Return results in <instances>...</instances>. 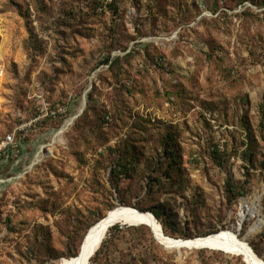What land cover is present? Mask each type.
Here are the masks:
<instances>
[{"label":"rangeland","instance_id":"obj_1","mask_svg":"<svg viewBox=\"0 0 264 264\" xmlns=\"http://www.w3.org/2000/svg\"><path fill=\"white\" fill-rule=\"evenodd\" d=\"M98 1L0 0V264H59L123 205L264 262V0ZM141 234L90 264H248Z\"/></svg>","mask_w":264,"mask_h":264},{"label":"bare ground","instance_id":"obj_2","mask_svg":"<svg viewBox=\"0 0 264 264\" xmlns=\"http://www.w3.org/2000/svg\"><path fill=\"white\" fill-rule=\"evenodd\" d=\"M256 206V208H254ZM243 210L241 212L240 218L244 221L247 218V215H251L253 217H258L259 220L257 225L254 227V230L262 227L264 225V220L260 218V210L259 206L257 208V204L249 207L246 203L242 206ZM125 221L133 222V221H141L146 224H149L155 229L157 237L162 242L164 246L169 250L180 251L182 249H215V250H226L235 253L236 255H241L245 258L248 264H264L251 250L250 245L246 244L247 242L240 239L238 236V232L233 229H225L221 230L216 234H212L206 238L196 241H187L186 240H195V239H181L182 241H175L180 239H174L166 236L161 233L157 222L152 219L151 216L147 215L146 212L134 211L131 207L127 206H119L114 210L108 212V214L97 222L93 227H91V231L88 234L86 241L83 245L82 250L80 249L79 254L76 257L63 259L59 264H90L92 257L96 254V252L101 247L107 232L109 230V226L113 223H123ZM242 224V223H241ZM240 224V226H241ZM208 237V238H207ZM82 247V246H81Z\"/></svg>","mask_w":264,"mask_h":264},{"label":"trees","instance_id":"obj_3","mask_svg":"<svg viewBox=\"0 0 264 264\" xmlns=\"http://www.w3.org/2000/svg\"><path fill=\"white\" fill-rule=\"evenodd\" d=\"M95 1H96V5L99 6L100 5V2L98 0H95ZM112 63H113V61L111 62V58L110 57H104L103 59H101L99 61V65H101V66L102 65L107 66V65L112 64ZM123 206H126V205H123ZM150 212L153 213V215L155 216V218L157 219V221L160 220V214H159V212L157 210L152 209V210H150ZM105 216L99 218L97 221L99 222ZM97 221L94 224H92L91 227H93L97 223ZM91 227H89L88 230H87V232L85 233V235H84V237H83V239L81 241V244H80V249H81V246L83 244V241H84L87 233L91 229ZM146 231H147V234L149 235V239L151 240V242L154 243L157 247H159V249H161V247L157 244V239L155 238V236H154V234H153V232H152V230H151V228L149 226H147V225L127 226V225L117 224V225L111 227L108 230L107 235H106V239H104L101 247L96 252L95 256L91 259V263H95V262H97V260H99L97 258L99 256H101V254L104 251V249L107 248L108 245H109V243L110 242H113V240L116 239V242L117 241H122L123 236H125V235H132V238L135 241L140 242V241L143 240L141 238V235H142L141 233L146 232ZM216 233H218V232L210 233V234H207V235H205L203 237H206V236H209V235H212V234H216ZM182 239H188V238H182ZM78 254H79V252L76 250V251H74L73 253L70 254L69 258L76 257ZM155 259H158V257L155 256Z\"/></svg>","mask_w":264,"mask_h":264},{"label":"water","instance_id":"obj_4","mask_svg":"<svg viewBox=\"0 0 264 264\" xmlns=\"http://www.w3.org/2000/svg\"><path fill=\"white\" fill-rule=\"evenodd\" d=\"M131 209L134 210V211H137V209H135V208H131ZM146 214L149 215V216H151L152 219H154L155 222H157V224H158V226H159V229H160L161 233L164 234L161 224L157 221V219L155 218V216L153 215V213H151V212H146ZM117 224H120V225H127V226H140V225H147V226H149V227L151 228V230H152V232H153L155 238L157 239V241H158L162 246H164V245L162 244V242L159 240V238L157 237V234H156V232H155V229H154L152 226H150L149 224H146V223L141 222V221H133V222L125 221V222H123V223H116V222H113V223L109 226V229H110L111 227L117 225ZM240 227H241V226H240ZM90 231H91V230H89L88 234L90 233ZM86 238H87V236L85 237L84 242L86 241ZM207 238H208V237H207ZM201 239H206V238H197V239H195V240H186V241H184V242H187V241H196V240H201ZM175 241H182V240L180 239V240H175ZM246 244L248 245V243H246ZM83 245H84V243H83ZM83 245H82V247H81V250H82V248H83ZM164 247L167 249L166 246H164ZM213 250H215V249H213ZM251 250L254 252V250H253L252 248H251ZM218 251H222V252H224V253H226V254L236 255L235 253H233V252H231V251L219 250V249H218ZM254 254H255V252H254ZM255 255H256V254H255ZM256 256H257V255H256ZM244 259H245V258H244ZM246 262H247V261H246Z\"/></svg>","mask_w":264,"mask_h":264},{"label":"built area","instance_id":"obj_5","mask_svg":"<svg viewBox=\"0 0 264 264\" xmlns=\"http://www.w3.org/2000/svg\"><path fill=\"white\" fill-rule=\"evenodd\" d=\"M108 2H113V0H106L105 2H103V4L107 5ZM44 116H54L55 117L56 116V112H50V113L46 112V114L43 115V117ZM13 140H14L13 136L10 135V136L7 137V140L5 141L3 146L0 147V156L2 154L6 153V149L14 143ZM12 146L15 147V145H12Z\"/></svg>","mask_w":264,"mask_h":264}]
</instances>
